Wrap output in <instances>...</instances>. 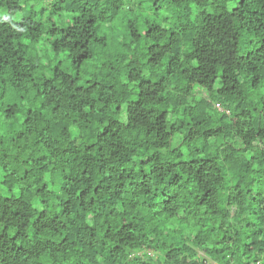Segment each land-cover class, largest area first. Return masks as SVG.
<instances>
[{
	"label": "trees",
	"instance_id": "obj_1",
	"mask_svg": "<svg viewBox=\"0 0 264 264\" xmlns=\"http://www.w3.org/2000/svg\"><path fill=\"white\" fill-rule=\"evenodd\" d=\"M144 1L0 0V264H264V0Z\"/></svg>",
	"mask_w": 264,
	"mask_h": 264
},
{
	"label": "rangeland",
	"instance_id": "obj_2",
	"mask_svg": "<svg viewBox=\"0 0 264 264\" xmlns=\"http://www.w3.org/2000/svg\"><path fill=\"white\" fill-rule=\"evenodd\" d=\"M56 0H43V4H31L30 6L32 7L33 10H37V9H42L43 7L45 8V6L47 4H53ZM152 0H145L143 3H141V9H142V12L141 14H139V16L142 18V19H150L151 17H153L154 15L152 14V10L154 8H152ZM30 6L29 4L27 3V5H24L22 6V10L16 14H14L12 16V20L14 22H18L22 16L27 12V10L30 9ZM151 6V7H150ZM233 5H229L228 6V9H232ZM158 9H159V12H157V15L158 17H156L155 19L157 20H161V19H164L166 18L167 14L165 13V9H164V6H160L158 5ZM195 96L198 97V98H201V99H205V100H208V96L206 94V92L200 90V89H195ZM221 112V110H219ZM172 146H176V142L174 141L172 143Z\"/></svg>",
	"mask_w": 264,
	"mask_h": 264
},
{
	"label": "built area",
	"instance_id": "obj_3",
	"mask_svg": "<svg viewBox=\"0 0 264 264\" xmlns=\"http://www.w3.org/2000/svg\"><path fill=\"white\" fill-rule=\"evenodd\" d=\"M211 264H216V263H211Z\"/></svg>",
	"mask_w": 264,
	"mask_h": 264
}]
</instances>
